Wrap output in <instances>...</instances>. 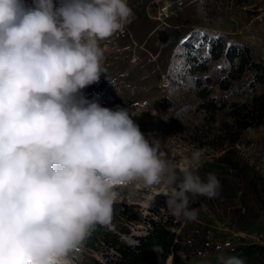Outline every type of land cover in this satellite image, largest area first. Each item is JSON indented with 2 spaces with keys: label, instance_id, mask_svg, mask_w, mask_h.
<instances>
[{
  "label": "clouds",
  "instance_id": "1",
  "mask_svg": "<svg viewBox=\"0 0 264 264\" xmlns=\"http://www.w3.org/2000/svg\"><path fill=\"white\" fill-rule=\"evenodd\" d=\"M203 4V0H200ZM128 0H0V264H74L95 224L111 223L118 188L166 185L169 213L219 195L213 173L159 155L128 110L78 96L103 72V41L131 23ZM219 264H245L235 255Z\"/></svg>",
  "mask_w": 264,
  "mask_h": 264
},
{
  "label": "rangeland",
  "instance_id": "2",
  "mask_svg": "<svg viewBox=\"0 0 264 264\" xmlns=\"http://www.w3.org/2000/svg\"><path fill=\"white\" fill-rule=\"evenodd\" d=\"M61 2L53 0L54 8ZM24 3L33 6V0ZM128 4L134 18L122 32L99 42L104 49L103 72L78 96L95 100L102 107L135 113L131 118L145 138L158 140L160 157L175 162L177 168L184 166L191 150L200 149L204 156L197 174L203 168L214 169L218 153L206 145L198 146L193 137L204 132L219 133L221 121L231 119L230 103L245 101L260 88L249 84V71L230 78L228 72L234 66L224 55L212 59L209 49L220 40L224 50L231 45L239 50L247 48L253 58L264 62V0H203V4L200 0H128ZM224 79L229 82L226 89L221 87ZM199 85L209 91L208 97L216 105L224 104L212 120L200 107ZM234 146L242 160L264 172V124L244 129ZM117 191L114 213L125 209V216L133 215L130 232L141 234L145 226L136 219L151 215L167 199L162 193L172 189L163 184L145 188L133 182ZM221 207L223 216L210 225L213 231L208 232V246L228 240L232 248L212 250L206 255L191 252L186 264H219L218 257L224 254L264 257V251L245 255L240 250L249 244L264 247V210L259 211L254 223L240 228L237 218L227 215L229 209ZM122 237L131 241L128 235ZM102 252L98 248L85 252L84 257H102Z\"/></svg>",
  "mask_w": 264,
  "mask_h": 264
},
{
  "label": "trees",
  "instance_id": "3",
  "mask_svg": "<svg viewBox=\"0 0 264 264\" xmlns=\"http://www.w3.org/2000/svg\"><path fill=\"white\" fill-rule=\"evenodd\" d=\"M210 57L225 59L234 66L228 72L230 78L239 77L242 72L249 71L253 87L259 86V91L240 103H230L228 112L230 121H221L219 133L204 132L193 137L198 146L206 145L218 154L214 156V169L203 168L200 176L208 173L216 175L220 181L219 195L215 198L200 197L193 201L191 208L198 210L194 221L177 220L167 209L166 200L155 209L151 215L139 216L145 230L141 234L130 232L133 215L125 216V209L113 212L109 225L95 224L81 246L75 250L72 259L79 264H186L190 253L208 245L210 225L215 219L223 216L227 207V215L238 220L240 228L254 223L260 210H264V172L256 170L252 165L242 160L236 154L235 143L241 132L250 127L264 124V62L253 58L247 48L241 50L231 45L223 49L218 40L211 45ZM235 64V65H234ZM236 72V74H234ZM198 84H200L198 82ZM198 95L201 98L200 107L209 112L210 119L224 104L216 105L209 91L201 86ZM229 82L222 80L221 87L226 89ZM209 129V128H208ZM202 132V131H201ZM196 133V132H195ZM122 207H131L128 203H120ZM256 209L254 215L251 212ZM229 212V213H228ZM132 216V217H131ZM122 235H128L127 241ZM102 248V257H84L85 252ZM245 255L264 251L262 245L249 244L240 247ZM240 257V255H238ZM245 264H264V257H240Z\"/></svg>",
  "mask_w": 264,
  "mask_h": 264
},
{
  "label": "built area",
  "instance_id": "4",
  "mask_svg": "<svg viewBox=\"0 0 264 264\" xmlns=\"http://www.w3.org/2000/svg\"><path fill=\"white\" fill-rule=\"evenodd\" d=\"M210 246V245H209ZM208 245L204 248L198 249L195 253L196 255H206L212 250H219L222 248H232L231 243L228 240H224L221 242H217L211 246V248Z\"/></svg>",
  "mask_w": 264,
  "mask_h": 264
}]
</instances>
